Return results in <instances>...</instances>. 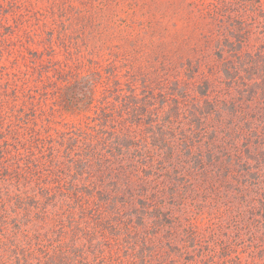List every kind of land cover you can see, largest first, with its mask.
Here are the masks:
<instances>
[{
  "label": "trees",
  "instance_id": "1",
  "mask_svg": "<svg viewBox=\"0 0 264 264\" xmlns=\"http://www.w3.org/2000/svg\"><path fill=\"white\" fill-rule=\"evenodd\" d=\"M0 64V264H264V0H0Z\"/></svg>",
  "mask_w": 264,
  "mask_h": 264
},
{
  "label": "rangeland",
  "instance_id": "2",
  "mask_svg": "<svg viewBox=\"0 0 264 264\" xmlns=\"http://www.w3.org/2000/svg\"><path fill=\"white\" fill-rule=\"evenodd\" d=\"M3 56H4L3 59H2L3 61L1 60V61H2L1 64H4V65H5L4 67L7 68L8 71H10V70H11L10 62H7V61H6V60H7L6 57H5L6 55H3ZM1 64H0V65H1ZM0 69H1V68H0ZM58 128H59V126H58Z\"/></svg>",
  "mask_w": 264,
  "mask_h": 264
}]
</instances>
